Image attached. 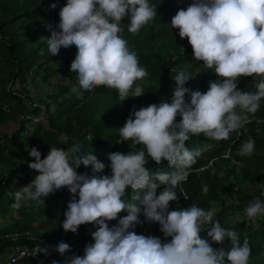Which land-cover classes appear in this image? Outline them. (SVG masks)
Wrapping results in <instances>:
<instances>
[{
	"label": "clouds",
	"instance_id": "9594fccd",
	"mask_svg": "<svg viewBox=\"0 0 264 264\" xmlns=\"http://www.w3.org/2000/svg\"><path fill=\"white\" fill-rule=\"evenodd\" d=\"M51 7L55 9L56 4ZM58 15V31L42 39L53 56L61 48L77 49L69 69L77 74L72 92L82 94L105 86L115 89L122 100L144 94L141 86L136 85L134 90L133 86L148 73L119 34L125 16L129 17L127 30L133 34L156 16L148 0H66ZM171 26L179 30L181 39L187 38L193 58L213 70L219 79L201 93L184 86L190 78L181 71L174 78L170 103L162 101L139 110L134 106L124 126L118 129L117 143L131 141L142 145V149L109 154L110 176L100 175L105 165L93 152L77 158L78 146L68 150L50 146L44 159L35 147L28 149V155L34 158L28 167L39 174L14 193L13 206L18 208L24 200L39 201L66 188L72 198L64 212L63 230L75 234L81 225L97 226L91 234L94 243L85 246L83 256L67 257L64 264L249 262L251 247L247 238L241 243L236 231L214 221L216 209L204 210L195 205L182 210L168 208L169 202L177 200L175 189L187 180L201 155L199 149L185 146L190 135L227 140L230 133L249 122V116L242 113L255 114L260 108L264 99V0H193L186 10L177 11ZM240 77H253L254 91L238 90L236 81ZM254 147L255 141L249 138L240 145L238 154L251 156ZM225 153L229 155V149ZM149 159L157 165L167 161L173 170L151 174L145 167ZM210 163L211 160L199 169ZM81 164L91 168V175L77 173ZM157 182L165 185L159 194ZM126 189L134 193L131 200L124 198ZM202 191L207 194L209 187L204 185ZM140 192L145 193L142 199ZM133 201H139L140 206ZM121 212L127 215L110 228L106 221L116 220ZM141 212L145 221L139 219ZM244 214L249 219L264 215V202L251 201ZM143 222L158 223L164 236L171 237L170 242L130 230ZM202 232H206V238L201 237ZM209 238L215 244L227 240L230 247L213 248ZM56 251L63 255L70 247L61 242Z\"/></svg>",
	"mask_w": 264,
	"mask_h": 264
},
{
	"label": "trees",
	"instance_id": "16d2710c",
	"mask_svg": "<svg viewBox=\"0 0 264 264\" xmlns=\"http://www.w3.org/2000/svg\"><path fill=\"white\" fill-rule=\"evenodd\" d=\"M192 2L148 0L155 8L156 16L135 34L127 30L129 17L121 20L123 31L119 35L137 54L139 65L148 73L133 86V90L136 85L141 86L144 94L122 100L115 89L105 86L82 94L72 92L77 74L69 69L77 49L75 46L61 48L54 56L48 51L42 38H50L52 31H58V14L66 0H0V128L4 122L18 119L15 129L8 133L0 130V264H8L7 254L14 245L36 246L39 254L36 259H22L13 264H64L67 257H82L85 246L94 243L91 234L97 230L95 224L81 225L75 234L63 230L64 212L72 198L66 188L39 201L24 200L18 208L13 206L16 203L14 193L39 174L28 170V163L34 162V158L28 155V149L35 147L44 159L50 146L63 150L78 146L77 158L93 152L105 165L100 175L110 176L109 154H128L143 148L131 141L117 143L120 139L118 129L124 126L134 106L139 110L162 101L170 103L175 89L174 78L181 71L190 78L184 86L201 93L208 90L210 82L219 79L213 70L193 58L187 38L181 39L179 30L171 26V19L177 11L186 10ZM53 3L56 4L55 9L51 7ZM29 74V78L37 77L50 85L49 92L40 99L44 124L33 120L40 114L41 107L33 105L30 108L24 102L32 99L25 87ZM59 74L72 83L61 82ZM253 79L240 77L236 81L238 90L242 93L254 91ZM13 83L18 87L15 88ZM188 99L186 96V102ZM242 114L264 120V99L255 114ZM179 122L180 117L177 116L176 123ZM237 131L230 133L229 139L221 141L206 138L203 134L190 135L185 146L190 150L199 149L201 155L196 158L187 180L175 189L177 200L169 202L168 211L192 205L204 210L216 209L214 221L236 231L241 243L247 238L251 247L248 264H263L264 215L249 219L244 211L255 199L264 201V176L260 171L264 169V124L251 120ZM236 135L237 139L233 140ZM249 138L255 141L254 151L251 156H240L239 147ZM228 149L230 159L222 156ZM210 160L209 166L199 169ZM145 167L151 174L173 170L167 161L157 165L151 159ZM76 171L89 175L92 172L90 167L85 168L82 164ZM257 171L260 172L256 174ZM229 181L239 188L227 201L223 191L229 189ZM157 184L156 193L159 194L165 185ZM204 185L209 187L207 194L202 191ZM133 194L131 189H126L124 198L131 200ZM144 194L140 192L141 199ZM185 195L189 198L185 199ZM133 203L140 206L139 201ZM235 213H241V218L235 219ZM125 215L127 213L121 212L116 220L106 223L111 228ZM139 219L145 221L142 212ZM130 230L138 235L157 237L162 242L171 240L160 231L158 223L143 222ZM13 233L17 238L11 237ZM201 237L206 238V232H202ZM61 242L70 247V251L63 255L56 251ZM209 243L216 249L223 247L227 250L230 247L227 240L223 244H215L209 238Z\"/></svg>",
	"mask_w": 264,
	"mask_h": 264
},
{
	"label": "rangeland",
	"instance_id": "374dc122",
	"mask_svg": "<svg viewBox=\"0 0 264 264\" xmlns=\"http://www.w3.org/2000/svg\"><path fill=\"white\" fill-rule=\"evenodd\" d=\"M30 75L31 74L27 75V82H26L25 87L29 91L28 92V96H30L32 99H31V101L30 100L29 101L26 100L24 102L30 108H32L33 105H35V106L37 105V106L41 107L40 114L35 117V119H37V120L39 119V121H35V122H39L41 124H44V120L42 119V112H43L42 111V103L43 102H40V99H44V95L46 93H48L49 90H50V85L41 82L37 77H35V78H29ZM58 77H59V80L61 82L65 83V84L66 83H68V84H71L72 83V81H66L64 75H60L59 74ZM13 86L15 88L18 87L16 85V83H13ZM17 121H18V119L7 121L5 123V124H7L6 129H5L6 130L5 132L8 133L11 130L15 129L17 127V125H18L17 124ZM29 127L31 128V125ZM28 170L31 171L30 168ZM260 171H261V173L264 176V169H262ZM260 171H257L255 173L257 174ZM263 176H261V177H263ZM227 185H228L229 189L228 190H224L223 191V194H224V198L228 201L229 198H231V196H234V194H236V191L235 190L238 189L239 186L237 187V185H232L231 181H229V183H227ZM243 189H244V187H243ZM227 192H229V193H227ZM228 194L230 195V197H228ZM234 218L235 219L241 218V213H237V214L235 213L234 214ZM229 221H231V217H229ZM261 261L264 264V257H261Z\"/></svg>",
	"mask_w": 264,
	"mask_h": 264
},
{
	"label": "built area",
	"instance_id": "2783aa9c",
	"mask_svg": "<svg viewBox=\"0 0 264 264\" xmlns=\"http://www.w3.org/2000/svg\"><path fill=\"white\" fill-rule=\"evenodd\" d=\"M255 121V122H261L264 124V120L259 119L257 117L251 116L249 117V121ZM223 156H230L228 153L223 154ZM263 192V189H261V194ZM26 234V231L24 232ZM11 237L13 239L17 238L16 234H11ZM39 254V250L36 246H26V245H14L13 248L8 252L6 263L12 264L18 260L22 259H36Z\"/></svg>",
	"mask_w": 264,
	"mask_h": 264
},
{
	"label": "crops",
	"instance_id": "0c3cea01",
	"mask_svg": "<svg viewBox=\"0 0 264 264\" xmlns=\"http://www.w3.org/2000/svg\"><path fill=\"white\" fill-rule=\"evenodd\" d=\"M10 121V120H9ZM7 122V121H6ZM6 122H4L3 124H2V126H1V128H0V130L2 131V132H4V133H6L5 131V129H6V126H7V124H5ZM227 193H229V192H227ZM256 200V199H255ZM261 202H264V201H261Z\"/></svg>",
	"mask_w": 264,
	"mask_h": 264
},
{
	"label": "water",
	"instance_id": "95a60500",
	"mask_svg": "<svg viewBox=\"0 0 264 264\" xmlns=\"http://www.w3.org/2000/svg\"><path fill=\"white\" fill-rule=\"evenodd\" d=\"M33 120H34V121H39V119L37 120V119H35V118H34Z\"/></svg>",
	"mask_w": 264,
	"mask_h": 264
}]
</instances>
